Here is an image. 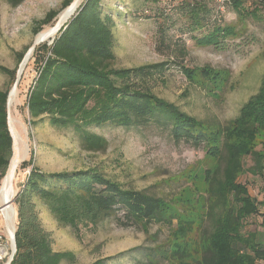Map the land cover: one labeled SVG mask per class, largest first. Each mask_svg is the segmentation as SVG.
<instances>
[{
    "label": "trees",
    "instance_id": "1",
    "mask_svg": "<svg viewBox=\"0 0 264 264\" xmlns=\"http://www.w3.org/2000/svg\"><path fill=\"white\" fill-rule=\"evenodd\" d=\"M12 9L25 0H4ZM72 0H64L61 10ZM174 13L183 20L181 34L188 33L195 45L225 51L227 40L241 33L224 23L219 6L229 7L236 18L243 14L257 18V9L264 10V0H176ZM251 11H243L246 4ZM59 10H50L37 21L36 35L50 24ZM106 13L103 0H84L70 20L59 29L51 44L38 45L32 58L37 65L33 83L27 92L28 125L34 128L46 120L49 127L70 130L86 152H100L107 141L90 131L104 126L126 130L155 124L175 143L193 148L214 147L216 164L207 175V214L210 222L204 230V246L200 264H264V234L243 233L244 221L259 215L264 227V196L252 198L239 182L244 174L243 158L251 156L253 175L264 178V155L250 150L252 142L264 132V75L257 92L240 107L238 115L227 125L205 123L182 112L173 103L159 98L154 89L165 79L170 61L133 68H114L113 28L115 20ZM170 18L166 17V21ZM156 50L172 58L184 77L191 80L197 68L184 65L187 50L181 39L166 36L158 27ZM20 64L24 53L15 54ZM177 60V61H176ZM210 80L209 70L199 71ZM0 74L15 79L16 70L0 65ZM211 81V80H210ZM212 81V85H213ZM8 90H0V183L12 157V138L7 128ZM21 170L29 169L25 182L15 197V246L11 264L74 263L71 251H54L50 235L39 221L38 205L62 228L76 236L81 227L122 214V227L146 226L158 222L164 201L146 191L125 189L114 179L95 168L46 173L33 162V151L22 162ZM262 208V212H260ZM191 224L178 226L176 233L184 239ZM125 253V252H124ZM120 253L117 257H123ZM175 254L179 252H174ZM182 259L184 255L177 254ZM115 258L98 259L91 264H107Z\"/></svg>",
    "mask_w": 264,
    "mask_h": 264
},
{
    "label": "rangeland",
    "instance_id": "2",
    "mask_svg": "<svg viewBox=\"0 0 264 264\" xmlns=\"http://www.w3.org/2000/svg\"><path fill=\"white\" fill-rule=\"evenodd\" d=\"M63 1L25 0L12 9L0 0V65L20 73L18 86L14 96L9 97L11 103L8 106L11 123L20 133L26 148L14 175V211L15 197L29 172V169L21 170L20 165L29 159L32 150L34 165L43 172L95 168L125 189L144 190L164 201L157 214L158 222L122 227L119 225V220L123 221L122 214L117 213L96 226L81 227L77 236L70 229L59 227L38 205L39 221L50 235L52 249L71 251L75 255L74 263L63 261L60 264H91L106 258H115L107 264H200L204 246L202 232L210 228L206 217V191L207 175L216 164L214 147L207 150L203 146L193 148L182 142L175 143L168 132L149 124L129 130L114 126L91 128V132L105 138L107 148L103 152H86L70 130L49 127L46 120L39 121L34 128L28 125L27 92L37 70L31 57L33 52L28 49L39 34L56 27L64 11L61 10ZM83 1L78 0V6ZM103 1L106 13L115 20V60L112 67L133 68L170 61L165 79L154 91L159 98L173 103L182 112L198 121L218 122L225 126L257 92L264 75V10L258 8L255 19L246 14L237 19L229 7L219 6L224 23L235 26L241 34L227 40L230 46L225 51H216L213 47L195 45L188 33H180L183 20L174 13L178 6L176 0ZM252 8L248 3L243 11L248 12ZM50 10L60 12L35 35L36 22L44 19ZM166 17L170 19L166 21ZM158 27L166 31L167 37L181 39L185 43L188 54L184 65L197 68L191 74V80L184 77L172 58L157 52ZM50 41L51 38L43 43L49 45ZM22 52V64H17L15 54ZM203 67L209 70L211 81L199 71ZM13 83L9 77L0 74V90L10 92ZM250 150L264 155V132L256 136ZM253 164L251 156L243 158L244 174L239 177V182L246 186L252 198L261 201L264 178L251 173ZM262 210L260 208V212ZM13 218L15 227V212ZM183 223L191 224L192 228L184 239H180L174 232ZM243 227V233L264 234L259 215L246 219ZM174 252L184 257L179 259ZM120 253L125 255L117 257Z\"/></svg>",
    "mask_w": 264,
    "mask_h": 264
},
{
    "label": "bare ground",
    "instance_id": "3",
    "mask_svg": "<svg viewBox=\"0 0 264 264\" xmlns=\"http://www.w3.org/2000/svg\"><path fill=\"white\" fill-rule=\"evenodd\" d=\"M78 7V2L72 6L67 7L64 9V11L59 16V21L57 22L56 27L61 26L63 23H65L75 12V10ZM56 34V29H50L47 32H44L43 34H39L36 38L35 42L39 41H47L50 38H52ZM14 91L12 90V93H10V96H14ZM10 104L11 101H8ZM11 135L13 140V146H12V157L10 161V165L8 167V171L2 181L1 184V190H0V202L4 206L3 210L8 218L9 222V229L12 231L13 228V209L12 206H10V203L12 202V199L14 198V175L16 172L17 165L20 161V158L22 155L26 154V148L24 145V142L22 141L20 137V133L17 131L15 125H12L11 120Z\"/></svg>",
    "mask_w": 264,
    "mask_h": 264
},
{
    "label": "built area",
    "instance_id": "4",
    "mask_svg": "<svg viewBox=\"0 0 264 264\" xmlns=\"http://www.w3.org/2000/svg\"><path fill=\"white\" fill-rule=\"evenodd\" d=\"M1 184L2 182L0 183V186ZM11 206H12V209L14 210L13 205ZM3 207L4 206L0 202V264H8L13 254V241L7 232V230H10L9 225H8L9 222L3 210ZM14 212L15 211H13V216H14ZM14 230H15V227L13 225L11 232H14Z\"/></svg>",
    "mask_w": 264,
    "mask_h": 264
},
{
    "label": "water",
    "instance_id": "5",
    "mask_svg": "<svg viewBox=\"0 0 264 264\" xmlns=\"http://www.w3.org/2000/svg\"><path fill=\"white\" fill-rule=\"evenodd\" d=\"M78 2V0H72L71 1V3L67 6V7H72V6H74L76 3ZM79 6H80V4H79ZM78 6V7H79ZM66 7V8H67ZM77 10V9H76ZM75 10V11H76ZM75 13V12H74ZM74 13L72 14V16L74 15ZM71 16V17H72ZM70 17V18H71ZM70 18L68 19V21L70 20ZM61 28V26H58V27H55L54 28V26H53V28L52 29H56V33L59 31V29ZM55 36V35H54ZM54 36L51 38V43H52V41H53V39H54ZM43 42H46V41H39V42H33V44L29 47V49H28V51H30L31 53L34 51V49L36 48V46L37 45H40V43H43ZM22 64V63H21ZM19 79H20V73H19V70L16 72V75H15V80H14V83H13V86H12V88H11V90H15L16 88H17V86H18V82H19ZM11 90H10V92H11ZM10 92L8 93V95H7V109H6V117H7V128H8V131H9V133H10V136H11V138H12V135H11V124H10V111H9V106H8V101H9V96H10ZM12 142H13V140H12ZM12 146H13V143H12ZM11 150H12V148H11ZM3 181V180H2ZM0 190H1V187H0ZM13 204V202H11L10 203V206ZM14 211V210H13ZM7 232H8V235L12 238V241H13V254H12V257H11V259H10V261H9V263L8 264H11V262H12V260H13V258H14V255H15V253H16V246H15V240H14V234H15V230H14V232H11L10 230H7Z\"/></svg>",
    "mask_w": 264,
    "mask_h": 264
}]
</instances>
